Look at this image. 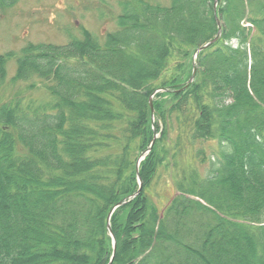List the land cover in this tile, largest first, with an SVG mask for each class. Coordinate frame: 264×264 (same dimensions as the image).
<instances>
[{"label": "trees", "instance_id": "obj_1", "mask_svg": "<svg viewBox=\"0 0 264 264\" xmlns=\"http://www.w3.org/2000/svg\"><path fill=\"white\" fill-rule=\"evenodd\" d=\"M214 4L119 0L101 39L0 54V264H264V0Z\"/></svg>", "mask_w": 264, "mask_h": 264}, {"label": "rangeland", "instance_id": "obj_2", "mask_svg": "<svg viewBox=\"0 0 264 264\" xmlns=\"http://www.w3.org/2000/svg\"><path fill=\"white\" fill-rule=\"evenodd\" d=\"M119 0H19L6 13H0V54L18 51L27 43H52L63 45L67 38L65 30L78 36V28L84 27L100 39L115 30V18L119 14ZM166 3L167 0H157ZM63 30V31H62ZM15 70L9 64L10 78ZM216 147L215 142L206 145L207 150ZM159 206L173 195L172 187L160 184Z\"/></svg>", "mask_w": 264, "mask_h": 264}, {"label": "water", "instance_id": "obj_3", "mask_svg": "<svg viewBox=\"0 0 264 264\" xmlns=\"http://www.w3.org/2000/svg\"><path fill=\"white\" fill-rule=\"evenodd\" d=\"M216 4H217V0H215V4H214V5L216 6ZM220 36H221V25H220L219 20H217V34H216L215 38H213L211 41L207 42L206 44H204L203 46H201V47H199V48H197V49L195 50V53H194V56H193V71H192V74H191L190 79L188 80V82H187V84H186V87L189 86V85L193 82V80H194L195 73H196V68H197V67H196V59H197L198 54H199L201 51H203V50L209 48L210 46H212L217 40H219ZM159 91H160V90H157L155 93H157V92H159ZM152 98H153V96H152V97L150 98V100H149V105H150L151 112L153 113ZM157 138H158V134H157L156 130L153 129V138H152V140H151V143H150L148 149H147V150H146V151H145V152L139 157V159H138V161H137V164H136L137 176H138V168H139V164H140V162L143 161L144 158H145V156L148 155V154L151 152V150H152V148H153V146H154V143H155V141H156ZM138 184H139V189H138V191H137L133 196H131L129 199H132V198H134L136 195H138V194L140 193L141 189H142V182H141V179L139 178V176H138ZM129 199H127V200H129ZM127 200H126V201H127ZM124 203H125V201H124V202H121V203H119V204H117V205H116V206L110 211V213H109V215H108V218H107V221H108L107 229H108L109 235H110L111 240H112L113 255H114L115 248H116V242H115V238H114V236H113V234H112V231H111V227H110L109 221H110V218H111L113 212H114L117 208H119L120 206H122ZM113 255L111 256V260H112V258H113Z\"/></svg>", "mask_w": 264, "mask_h": 264}]
</instances>
